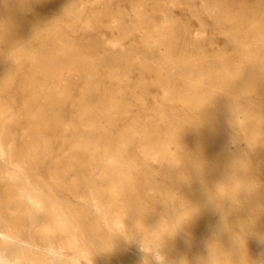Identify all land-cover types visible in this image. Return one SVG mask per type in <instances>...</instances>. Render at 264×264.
<instances>
[{
    "label": "bare ground",
    "instance_id": "bare-ground-1",
    "mask_svg": "<svg viewBox=\"0 0 264 264\" xmlns=\"http://www.w3.org/2000/svg\"><path fill=\"white\" fill-rule=\"evenodd\" d=\"M98 3L99 0H1L0 97L5 96L9 101H16V97L24 95L22 111L26 122L21 128L22 133L32 139L45 141L47 134L54 132L55 122L64 113L67 105L68 91L61 88L60 82L69 81L78 72L85 82V88L82 98L74 105L72 112L74 120L82 128H87L92 136L101 131L102 123L109 126H125V135L116 150L115 158L105 164L101 163L99 155L91 149L89 144L65 155L58 162L54 180L59 185L77 193L79 188L86 185L85 180L91 174V170L100 167L101 173L97 179L103 183L110 182L109 192L113 199L112 206L115 208L114 221L118 225L129 228L134 237L146 238L149 234L153 239V245L167 256L168 264H181L182 261L186 264H199L195 258L190 256L189 248L185 244L177 243L175 230L171 227L167 230H159L155 217L146 210H140L139 195L144 189L145 183L141 172H135L131 163L125 161L128 143L126 135L131 131L128 121L131 120L135 99L133 102L130 99H121L119 92L112 95L102 88L99 79L102 75V64L107 63V60L88 48L89 45L85 40H91L93 37L83 35L78 41L65 33L66 29L84 32L98 31L100 24L107 27H118L116 22L120 20L122 10H114L109 5L99 10L94 7V4ZM216 3V1L210 2L206 13L221 12L222 6H216ZM147 5L150 6L148 2L141 1L133 10L139 17L140 25L145 22L143 19L154 9L151 6V8H147ZM49 11H52V17H50ZM238 11L235 9L225 10V13L227 12L225 21L231 23L234 33L229 38L233 43V50L229 55L225 51H221L219 55L214 56L217 61L216 66L204 65L203 63L207 62V59L204 58L206 56L203 57V60L191 59L184 57L180 52L174 55L168 46L158 45L159 58L155 61L157 66L150 71L153 70L154 75H157V82L165 81L167 83V87H164L163 90L165 93L163 101L169 103L168 110L170 112L175 111L173 103H181L182 110L191 113V115H186L184 118L183 126L185 128L183 130H178L177 124L167 114V116L164 114V120L151 122L150 129L143 133H146V136L140 150L141 154L147 158L161 164L168 162L169 174L175 170V150L187 159L192 169L199 167V174L193 169L196 174L195 182L182 197L185 209L182 212L181 220L186 225H192L197 235L199 234L201 237L210 235L208 243H215L218 249L216 264H239L242 254H245V246L241 247V241L246 239H251L259 245L256 251L248 255L246 253L247 264H252L249 262V255L252 261L258 260L257 252L261 256L264 255V214L253 219V226L227 223L228 228H224L222 227L223 218L227 216V212L224 210V214L216 218L219 208L210 202L215 201L222 207L224 206L226 199L218 200L219 182L221 181H228L235 193L248 195L249 198L251 194H256L257 189L247 177H237L232 182L230 174H236L239 166L237 161L229 160L227 151L224 149V138L220 132L221 128H227L228 131L230 130L228 133L232 136L234 130L244 131L245 128L240 125L238 120L241 113H245L251 118L254 127L258 128L256 134H261L264 131V120L260 119L264 114V61L260 65L257 55L253 57L255 54L251 53L252 47L259 48L264 43V11L252 10L248 14L252 18L243 20L239 19L240 12ZM57 13L69 16L73 25L63 24V20L58 17ZM102 16L107 17V21H103ZM76 24H80V26H76ZM199 24L201 23L199 22ZM201 27L200 30L193 33L196 39L204 34ZM36 43H38L37 46ZM245 52L247 56L243 59ZM12 63L31 65V69L28 70L18 68L20 72H17L16 75L20 73V82L15 97L8 94L16 77L11 72ZM105 68L108 75L114 77L119 75V71L114 68ZM36 70L48 78L47 88L37 82ZM176 81L177 83H173ZM94 95L106 100L100 113L92 112L89 104V97ZM201 112H205V116L199 115ZM95 118H100L102 122L96 124ZM5 119L9 128L20 125L18 117L10 118L6 108L0 105V121ZM224 119H227L228 122L224 123ZM1 133L3 138L0 141L2 150L0 152L4 155L7 152L4 150L5 146L14 147L15 141L9 136V130L3 129ZM187 140L193 142L197 161L191 158L192 156L185 147ZM36 148L35 141H32L29 146L21 147L13 161L19 165H17L18 168L21 164L25 166L22 172L27 179L29 197L41 208L46 209L49 220L55 222L66 233L77 256L85 260L82 264H94V261L105 262L109 254L114 253L113 247L103 244L99 237L89 231L81 215H75L72 209L64 208L58 202L59 199L57 201L45 185L35 177L37 163H30L29 159L33 156L37 158ZM10 155L13 154L10 153ZM260 157L264 160V150ZM13 172L14 170L11 172L0 170V178L8 180V186L0 184V207L6 209V213L0 218L3 225L14 234V238L20 241L21 229L19 226L25 213L21 206H12L13 190L19 179ZM135 173L136 178L133 176ZM80 175L83 179L80 178ZM95 183L96 179L92 181L87 190L93 197L92 199L101 205L102 195L95 190ZM183 186L182 179L178 177L175 182V193L170 195V200L175 206L178 204L177 194ZM87 190L85 189V192ZM152 190L154 189L152 188ZM257 206L264 213L263 204L258 202ZM165 219L167 220V218ZM179 234L181 235V233ZM0 236H4L2 231H0ZM45 249L48 250V248ZM3 255H5V259H2ZM117 255L125 259L122 252ZM16 258L9 253L7 244L0 240V264H19L20 260L18 261ZM129 263L127 260L125 264Z\"/></svg>",
    "mask_w": 264,
    "mask_h": 264
},
{
    "label": "rangeland",
    "instance_id": "rangeland-1",
    "mask_svg": "<svg viewBox=\"0 0 264 264\" xmlns=\"http://www.w3.org/2000/svg\"><path fill=\"white\" fill-rule=\"evenodd\" d=\"M141 1L148 2L154 9L143 19L145 22L140 25L139 17L133 10ZM213 1L217 2L216 6H222L221 12L213 11L212 14L206 13L207 6ZM108 5L114 10H122L120 20L116 22V26L118 27H107L104 24H100L98 31L84 32L82 30L66 29L65 33L68 36L76 38L78 41H80L83 35L93 37L94 39L85 40L89 45L88 48L107 60V63L102 64L104 68L109 67L119 71V75L114 77L108 75L106 68L102 67V75L99 79L102 88L112 95L119 92L121 99H130L132 102L135 99L131 120L128 121V124L131 125V131L126 135L128 143L125 161L131 163L135 172H141V177L145 183L144 189L139 195L140 210H146L150 215L155 217L159 230H167L169 227L175 230L177 243L185 244L189 248L190 256L195 258L199 264H204L208 256L207 244L210 235L208 234L206 237L197 235L192 225H186L181 220L182 212L185 209L182 197L186 194L187 189L194 184L196 179L195 172L189 166L187 159L177 150L174 151L175 170L171 174L168 172L170 168L167 165L168 162L161 164L149 157L147 158V156L145 157L140 152L141 145L146 136V133H143L150 129L151 122L164 120V116L167 114L177 124L178 130H183L185 128L183 126L184 118L186 115H191V113L182 110L181 103H173L175 107L174 112L168 110L169 103L163 101L165 97L163 90L164 87H167V83L165 81L161 83L157 82V75H154L155 72L153 70L150 71V69H154L157 66L155 61L159 58L158 45L161 44L164 47L168 46L174 55L180 52L184 57L196 60H203V57L206 56L204 58L207 59V62L203 64H209L208 66L210 67L216 66L217 61H215V57L221 51H225L229 55L233 50V43L230 42L229 38L234 33L231 23L225 21L227 17L225 10H239V19H251L252 16L248 15L250 11H264V0H99L98 4H94V7L101 10ZM150 6L147 5V8ZM49 15L50 17L53 16L52 11H49ZM57 15L63 20V24L73 25L69 16L58 13ZM258 16L256 17L258 18ZM102 19L103 21H107V17L102 16ZM76 26H80V24H76ZM200 26H202L201 28L203 29L201 30L204 34L198 37L199 39H196L193 33L200 30ZM37 44L35 45L37 46ZM251 53L255 54L253 57L257 55L256 57L260 60L259 64L262 65L264 61V43L259 48L252 47ZM246 56L247 53L245 52L243 59ZM19 67L22 70L31 69V65L28 63L22 65L12 63V74L16 75L17 72H20L18 70ZM78 75L79 73L76 72L69 81L60 82L61 88L68 91L67 105L64 113L55 122L54 132L48 133L45 141L32 139L22 133L21 128L26 122L24 112L22 111L24 95L16 97V101H9L5 96L0 97V105L6 108L9 117L13 119L17 116L20 121V125L12 128H9L6 119L0 121V141L3 138L1 133L3 129L9 130V136L15 141L14 147L9 148V146H5L4 150L8 153L5 152L3 155L0 149V170H3V172L14 170V175L20 179H18L17 186L13 190L12 206H21L25 213L24 219L19 226L21 229L20 241H17L11 230L3 225L1 218L0 231L7 237L0 236V240L7 244L9 253L13 257L16 256L18 261L20 260L19 264H82L85 262L82 257L77 256L66 233L55 222L49 220L46 209L41 208L40 205H37L29 197L27 179L24 176V172H22L25 166L21 164L18 168V164L13 162L21 147L29 146L32 141H35L37 158L32 155L33 157L29 159L30 163H37L35 177L45 185L57 201L59 199L58 202L64 208L72 209L75 215H81L89 231L99 237L103 244L112 246L114 249V253L109 254L105 262L94 261V264H125L127 260L130 262L129 264H168L167 256L163 255L153 245V239L149 234L146 238L142 236L134 237L129 228L120 226L114 221L115 208L112 206L113 199L109 192L110 182H99L97 178L101 173L100 167L91 170V174L85 180L86 185L79 188L77 193L70 191L65 186L59 185L54 180V172L58 162L65 155L89 144L91 149L99 155L101 163L105 164L115 158L116 150L125 135L126 128L122 125L109 126L102 123L103 128L101 131L92 136L87 128H82V126L77 124L72 116V112L74 105L82 98V92L85 88L84 80ZM36 78L39 84L47 88L48 78L44 74L36 70ZM19 82L20 73L16 75L15 82L9 89V96L15 97ZM173 83H177V81ZM88 101L92 112L100 113L106 100L94 95L89 97ZM199 115L205 116V112H201ZM95 119L96 124L102 122L100 118ZM260 119L264 120V114L261 115ZM238 120L240 125L245 128L244 131L234 130L231 136L228 133L230 130L228 131L227 128L220 129L224 138V149L227 151L229 160L237 161L239 166L236 174H230L231 180L233 182L237 177L241 176L249 178L251 184L257 188L256 194H251L252 198L250 197V199L248 195L235 193L228 181L219 182L220 193L218 200L222 201L225 198L226 202L217 211L216 218L221 217L225 210L227 212V223H241L253 226V219L264 214L257 206L259 202L263 204L264 208V160L260 157V154L264 150V131L261 134H256L258 128L254 127L251 118L245 113L239 114ZM227 122L228 120L224 119V123ZM185 147L192 156L191 158L197 161L193 142L187 140ZM10 153L13 155H10ZM133 176L136 178V173ZM178 177L182 179L184 186L177 194L178 204L175 206L170 200V195L175 193V182ZM80 178L83 179L81 175ZM95 179V190L102 195L101 205L92 199L93 197L90 195L89 190H87ZM0 184L1 186H8V180L0 178ZM85 189L87 190L86 192ZM4 213H6V209L0 207V217ZM190 239L192 240L191 242L189 241ZM243 242L245 246L244 251L247 255L259 248V245L251 239H246ZM45 248H48V250ZM121 252L125 255V259L117 255ZM256 255L258 260L252 261L249 255V262L252 264L264 263V255L261 256L259 252ZM2 257V259H5V255Z\"/></svg>",
    "mask_w": 264,
    "mask_h": 264
},
{
    "label": "clouds",
    "instance_id": "clouds-1",
    "mask_svg": "<svg viewBox=\"0 0 264 264\" xmlns=\"http://www.w3.org/2000/svg\"><path fill=\"white\" fill-rule=\"evenodd\" d=\"M194 171L197 172V174H199V167H194L193 168ZM216 208H221L222 205L219 204L218 202H215V201H210ZM222 227L224 228H228V224H227V219L226 217L223 218V224H222ZM241 247L243 248L244 247V242L241 241ZM207 252H208V256H207V259L206 261H204V264H216L217 262V258H218V249H217V245L215 243H208L207 244ZM246 253L245 254H242V258L239 262V264H247V260H246ZM181 264H186V262H181Z\"/></svg>",
    "mask_w": 264,
    "mask_h": 264
}]
</instances>
